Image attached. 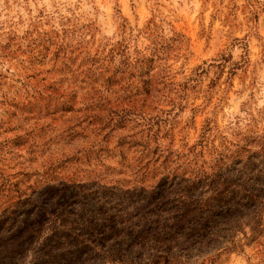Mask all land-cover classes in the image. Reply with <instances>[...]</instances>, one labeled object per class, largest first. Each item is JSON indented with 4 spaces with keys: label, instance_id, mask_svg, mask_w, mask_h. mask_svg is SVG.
<instances>
[{
    "label": "clouds",
    "instance_id": "obj_1",
    "mask_svg": "<svg viewBox=\"0 0 264 264\" xmlns=\"http://www.w3.org/2000/svg\"><path fill=\"white\" fill-rule=\"evenodd\" d=\"M41 97L60 104L42 118V174L104 153L136 179L154 156L166 183L165 169L189 176L241 145L264 158V0H0V122L15 125ZM130 140L152 156L121 153ZM252 191L214 197L202 240L191 233L165 264H264V192Z\"/></svg>",
    "mask_w": 264,
    "mask_h": 264
},
{
    "label": "rangeland",
    "instance_id": "obj_2",
    "mask_svg": "<svg viewBox=\"0 0 264 264\" xmlns=\"http://www.w3.org/2000/svg\"><path fill=\"white\" fill-rule=\"evenodd\" d=\"M56 103L59 102L52 97H41L30 103L33 112L15 125L9 123L4 127L0 122V128H3L0 135L14 133L0 142V264H112V260L118 259H123L125 264H165L171 253L164 249L167 245L162 241L152 239L147 242L151 237L144 233L151 227L140 231L138 208L142 212L149 211L146 195L152 187L167 189L172 186L177 198L179 190L189 189L185 179L188 176L178 170L165 169L166 183H161L157 176L163 166L149 167L156 162L153 156L136 179H129L104 166V160L108 158L104 153L99 154L98 159L97 153L91 154L94 158L92 167L77 164L42 174L38 170L40 166L34 167L33 162L45 149L50 131L49 121L42 118L54 114L56 108L52 104ZM66 118L76 124L74 113L67 114ZM30 120L35 123L29 128L25 125ZM22 152L29 153V163H16ZM120 152L138 161L152 156L146 142L141 146L140 142L131 140L120 146ZM214 159L206 168L201 166L189 176L201 171L210 173ZM230 159L226 157L225 162L231 164ZM230 170L229 165H222L220 172L226 175ZM258 186L262 187L264 183ZM196 191L204 189L199 185ZM171 205L163 204L159 208H170ZM157 211L161 216L160 210ZM153 230L162 234L161 225ZM79 236L103 240L104 245L98 251L84 250L77 244ZM160 236L156 238L161 240ZM186 243L188 241L180 239L174 246L181 247ZM172 264L179 262L173 258Z\"/></svg>",
    "mask_w": 264,
    "mask_h": 264
},
{
    "label": "trees",
    "instance_id": "obj_3",
    "mask_svg": "<svg viewBox=\"0 0 264 264\" xmlns=\"http://www.w3.org/2000/svg\"><path fill=\"white\" fill-rule=\"evenodd\" d=\"M52 107L57 109V107H60V104H52ZM228 152L229 154H224L218 159L215 158L213 160L210 166V173L201 171L200 173L186 177L185 179L188 180L187 188L189 189L179 190L180 195L177 198L175 196L176 192L174 193L172 190V186L167 187V189L166 187L156 186L148 190L146 201L150 204L149 211L142 212L138 208L140 211L138 220V226L141 227L140 231L143 228L145 230L146 227H151L149 232L145 231L144 233L151 237L147 242L153 241L152 239H155V242L162 241L161 243H166L167 245L164 249L169 250L172 247H177L174 246L176 245L174 243L180 239L187 241L184 238L193 232L197 233L194 237L195 240H202V236L199 233L206 231L202 227V224L212 219V212L216 210V205L219 203L214 197H222L224 201L239 197L240 199L236 201V203H239L245 195L250 199L256 195V191H252V189L264 192V186H258L264 183V158L254 159V154L246 145H241ZM226 157L231 158V164L225 162ZM222 165H229L231 167V170L226 175L220 172ZM199 185L202 186L204 191H196ZM205 189H209V191ZM208 192H211L212 196L205 200L204 195ZM157 196L159 198H156ZM157 203L160 204L159 207H162L163 204L172 205L170 208H159ZM205 207L207 208L206 213L204 211ZM221 207L224 206L221 205ZM157 210H160L161 216L158 215ZM225 210L227 209L225 208ZM157 225H161L162 234L153 230L154 227L157 229ZM181 227H183L184 231L181 233V238L176 239ZM159 236L161 240L156 238ZM76 241L84 250H89L90 252L98 251L104 245L103 240L101 242L91 237L82 239L79 236L76 238ZM112 261H114L112 264H125L123 259Z\"/></svg>",
    "mask_w": 264,
    "mask_h": 264
}]
</instances>
